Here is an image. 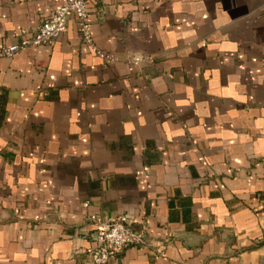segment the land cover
I'll return each instance as SVG.
<instances>
[{"label":"crops","instance_id":"crops-1","mask_svg":"<svg viewBox=\"0 0 264 264\" xmlns=\"http://www.w3.org/2000/svg\"><path fill=\"white\" fill-rule=\"evenodd\" d=\"M63 1L0 0V46ZM88 10L119 61L74 19L0 58V264H92L90 215L146 233L109 264H264V0Z\"/></svg>","mask_w":264,"mask_h":264},{"label":"built area","instance_id":"built-area-1","mask_svg":"<svg viewBox=\"0 0 264 264\" xmlns=\"http://www.w3.org/2000/svg\"><path fill=\"white\" fill-rule=\"evenodd\" d=\"M100 0H64L51 15L44 18L37 31L7 46H0V58H11L18 51L33 47H50L65 31L68 21L74 19L82 42L104 64L120 60L114 53L100 49L94 42L89 21V4ZM137 59L134 60L136 62ZM94 223L93 247L88 250L92 264H109L111 258L129 246L147 247L146 233L136 230L125 215L115 219H100L90 215Z\"/></svg>","mask_w":264,"mask_h":264}]
</instances>
